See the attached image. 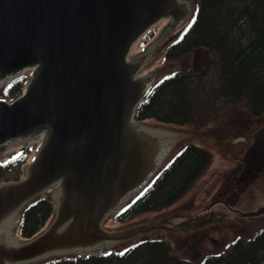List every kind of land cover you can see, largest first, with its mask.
Segmentation results:
<instances>
[{"label": "water", "instance_id": "obj_1", "mask_svg": "<svg viewBox=\"0 0 264 264\" xmlns=\"http://www.w3.org/2000/svg\"><path fill=\"white\" fill-rule=\"evenodd\" d=\"M189 15L187 0H0V85L30 70L24 95L0 99V157L39 140L22 178L0 183V264L95 253L165 228L171 216L103 224L184 136L133 120L155 71L141 75L130 49L159 20L178 27ZM49 188L51 221L19 240L10 220Z\"/></svg>", "mask_w": 264, "mask_h": 264}, {"label": "trees", "instance_id": "obj_2", "mask_svg": "<svg viewBox=\"0 0 264 264\" xmlns=\"http://www.w3.org/2000/svg\"><path fill=\"white\" fill-rule=\"evenodd\" d=\"M194 2L196 9L188 25L177 39L166 46L163 58H182L198 49L212 53L217 61V86H207L210 89L205 86L202 93L197 90L200 81L196 83L197 87L191 86L190 80L196 78L188 70L175 71L151 88L136 106L134 120L141 122L155 119L176 125L196 124L203 120L205 101L210 98L242 102L250 114L260 118L264 115V0ZM194 18L195 23H192ZM190 24L192 26L189 28ZM26 83L27 76L23 74L3 84L0 86V98L14 99L22 93ZM200 102H203V106ZM25 149L17 148L0 158V174L24 163L27 158L29 161L32 155L29 156ZM210 159L209 151L202 146L191 143L183 146L113 219L124 221L140 213L159 211L170 206L188 191L209 165ZM19 178H7L4 181ZM52 215L53 203L50 198L45 194L35 197L21 209L16 234L23 239L36 235L46 227ZM227 247V251L209 256L200 264H264V230L248 240L236 239ZM36 264L194 263L174 255L170 244L161 238H139L121 249L52 257Z\"/></svg>", "mask_w": 264, "mask_h": 264}, {"label": "rangeland", "instance_id": "obj_3", "mask_svg": "<svg viewBox=\"0 0 264 264\" xmlns=\"http://www.w3.org/2000/svg\"><path fill=\"white\" fill-rule=\"evenodd\" d=\"M187 1L190 5L192 15L193 10L196 9V4L194 0ZM189 18L178 27L171 25L168 21H158L151 29L148 38H141L132 46L130 56H143L144 62L141 74L146 75L155 71L153 82L155 80L158 82L172 75L175 71L188 70L190 75L196 78L193 81L190 80L191 86L193 88L197 87L196 83L200 81V87H197V90H201L204 93L205 86L207 89H210L207 87L210 85L211 87L217 86V68L215 67L217 61L214 59L215 57L212 53L198 49L182 58H168L167 60H163L164 55H162V52L164 48L183 32L189 23ZM25 75L28 76V73L26 72ZM200 105L203 106V102L202 104L200 102ZM203 111L204 113L202 115L205 114L203 120H200L196 124L176 125L158 122L154 119H146L141 123L145 127L184 135L177 140L175 151L166 154L161 164L162 167L184 145L190 143L207 149L211 159L203 173L194 180L188 191L176 202L159 211L140 213L124 221H115L113 216H108L103 224L106 229L119 230L134 224L164 219L169 216H171L168 218L170 220L175 216L184 217L200 213V209L204 208L206 204H209L217 197L216 194L218 191L225 190L227 187L226 174L227 172L229 174L230 171H225L231 168L229 166L233 165L234 162L228 156H225V153H234L237 148L241 147L243 145L242 142L249 137V132H255L256 135H259L258 138L260 137L262 139L261 143L264 144V115L258 119L255 118L245 108L244 103L226 102L224 100L218 101L217 99L210 98V100L205 101ZM205 118L206 121L203 122ZM36 145L37 141L25 145L29 156L34 154ZM17 148L19 147H13L9 153ZM25 162L1 173L0 183H3L7 178L16 179L21 177ZM259 182L262 191L254 184L251 195L246 201L244 200L246 193L238 194L237 199L233 201L234 203L237 202V205L242 211L254 212L264 207V179ZM49 193L46 192L44 194L48 196ZM225 195H221V198L225 199ZM217 205L214 209L222 211L224 218L213 220V218L209 217L206 220L203 219L198 222L195 220L189 221L178 228L170 230L166 228L157 229L143 236L161 238L170 244L174 255L187 259L194 264H200L209 256L227 251L229 249L227 246L236 238H241L243 241L248 240L264 230V213L253 217H240L231 212H227L224 206ZM211 209H213V206L209 210ZM219 216H222V214ZM178 220L176 219L174 221L176 222ZM12 221L13 219L10 220V222ZM10 229L16 236V224L10 226ZM139 238L141 237L137 236L122 242H116L108 248L109 250L121 249ZM52 257H55V255L29 262L28 264L40 263Z\"/></svg>", "mask_w": 264, "mask_h": 264}, {"label": "flooded vegetation", "instance_id": "obj_4", "mask_svg": "<svg viewBox=\"0 0 264 264\" xmlns=\"http://www.w3.org/2000/svg\"><path fill=\"white\" fill-rule=\"evenodd\" d=\"M258 136L259 135H256L255 132H249V137L242 142L243 145L241 147L237 148L234 153H225V156H228L229 159L234 162L233 165L229 166L231 168L225 171H230L229 174L228 172L226 174V189L218 191L216 194L217 197H215V199L209 204H206L204 208L200 209V213L184 217H173L167 224L169 230L178 228L189 221L195 220L198 222L203 219L206 220L209 217L213 218V220L224 218L222 211L214 209L217 204V206H224L227 212L243 217L242 214L245 211L241 210L237 205V202H233L237 199L238 194L246 193L244 197V200L246 201L251 195L252 186L254 184L259 187L260 191H262L259 181L264 179V144L261 143L262 139L260 137L258 138ZM221 195H225L224 197L227 200L221 198ZM228 198H230V200H228ZM212 206L213 209L209 210ZM220 214H222V216H219ZM176 219L179 220L175 222L174 220Z\"/></svg>", "mask_w": 264, "mask_h": 264}, {"label": "snow or ice", "instance_id": "obj_5", "mask_svg": "<svg viewBox=\"0 0 264 264\" xmlns=\"http://www.w3.org/2000/svg\"><path fill=\"white\" fill-rule=\"evenodd\" d=\"M192 23H195V18L193 19V22H192ZM191 26H192V25L190 24V25H189V28H190Z\"/></svg>", "mask_w": 264, "mask_h": 264}]
</instances>
